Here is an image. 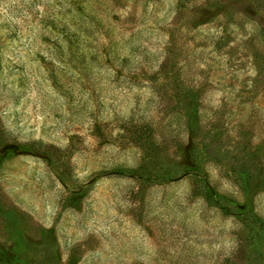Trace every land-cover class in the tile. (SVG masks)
Instances as JSON below:
<instances>
[{
    "label": "rangeland",
    "instance_id": "374dc122",
    "mask_svg": "<svg viewBox=\"0 0 264 264\" xmlns=\"http://www.w3.org/2000/svg\"><path fill=\"white\" fill-rule=\"evenodd\" d=\"M0 264H264V0H0Z\"/></svg>",
    "mask_w": 264,
    "mask_h": 264
},
{
    "label": "trees",
    "instance_id": "16d2710c",
    "mask_svg": "<svg viewBox=\"0 0 264 264\" xmlns=\"http://www.w3.org/2000/svg\"><path fill=\"white\" fill-rule=\"evenodd\" d=\"M105 50H106V49H105ZM105 50H104L103 54L108 53L107 50H106V51H105ZM91 56H92V55H91ZM97 57H98L97 54H93V56L91 57V59L94 61V60L97 59ZM126 62H127V59H124V58L121 59V63L123 64L122 67L124 66V64H125ZM97 64H100V61H99V60L97 61ZM105 65H108V63H107V62L104 63V64L102 65V67L105 66Z\"/></svg>",
    "mask_w": 264,
    "mask_h": 264
}]
</instances>
